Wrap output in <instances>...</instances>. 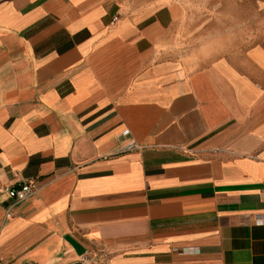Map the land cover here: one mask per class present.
Returning <instances> with one entry per match:
<instances>
[{"label":"crops","instance_id":"obj_1","mask_svg":"<svg viewBox=\"0 0 264 264\" xmlns=\"http://www.w3.org/2000/svg\"><path fill=\"white\" fill-rule=\"evenodd\" d=\"M188 12L0 0L2 264H264V47Z\"/></svg>","mask_w":264,"mask_h":264},{"label":"rangeland","instance_id":"obj_2","mask_svg":"<svg viewBox=\"0 0 264 264\" xmlns=\"http://www.w3.org/2000/svg\"><path fill=\"white\" fill-rule=\"evenodd\" d=\"M192 44L264 47V0H183Z\"/></svg>","mask_w":264,"mask_h":264},{"label":"built area","instance_id":"obj_3","mask_svg":"<svg viewBox=\"0 0 264 264\" xmlns=\"http://www.w3.org/2000/svg\"><path fill=\"white\" fill-rule=\"evenodd\" d=\"M10 199L14 202V204H20L31 199L34 195L33 186L26 184L21 186L18 189H12L8 192ZM0 264L1 261H0Z\"/></svg>","mask_w":264,"mask_h":264}]
</instances>
